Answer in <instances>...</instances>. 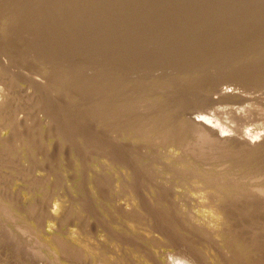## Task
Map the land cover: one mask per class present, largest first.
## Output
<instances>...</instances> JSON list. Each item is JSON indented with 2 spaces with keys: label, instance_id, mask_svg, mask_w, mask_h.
Returning <instances> with one entry per match:
<instances>
[{
  "label": "rangeland",
  "instance_id": "obj_1",
  "mask_svg": "<svg viewBox=\"0 0 264 264\" xmlns=\"http://www.w3.org/2000/svg\"><path fill=\"white\" fill-rule=\"evenodd\" d=\"M20 13L24 23L16 21ZM0 29V92L7 101L12 97L6 103L3 120L10 123L13 117L9 121L7 118L21 104L20 113L28 111L30 118H35V131L43 139L34 154L27 140L18 143V155L10 143L7 157L15 161L17 168L19 164L18 171L24 175L16 176L17 180L8 169H0V190L8 194L33 190L41 197L103 193V170L111 159L113 175L120 171L128 178L158 177L166 183L160 188L155 184L143 186L142 196L131 194L132 209L144 215L141 218L148 226L147 231L142 229L131 240L130 248L126 245L124 254L129 263H138L148 252L159 264H200L195 254L202 255L205 248L191 233L198 231L194 228L203 199L199 183L214 173L224 181L214 200L218 228L227 234L231 230L232 234L217 233L219 243L209 247H214L211 253L218 245L230 252L233 244L245 242L253 255L264 256V205L258 215L239 212L250 198L264 203V178L252 193V185L246 184L247 174L239 168L248 160L241 149L230 148L225 152L229 160L218 163L217 155L223 154L216 143L210 142L205 156L199 157L200 141L194 135L197 133L191 134L182 127L188 120L208 116L225 132H248L252 141L261 142L264 0H0ZM113 34L118 38H111ZM17 35L21 44L14 48ZM31 63L39 68L32 75L27 73ZM31 76L38 78V86ZM26 81L35 88H29ZM224 89L233 94L225 96ZM75 100L79 101L74 108L78 119H70L74 130L58 121L61 116L69 118ZM41 109L49 113L60 111L53 116L57 127L52 129L39 120ZM148 112L156 114L157 123L129 131L130 125ZM79 121H84L85 128L79 126ZM164 125H172L174 132L160 133ZM68 130L74 138L67 145L61 144L67 139ZM9 134L5 131L2 137ZM10 176L14 178L11 191L6 183H1L10 180ZM101 203H87L81 211L69 206L73 207L75 221L78 217L85 221L84 213L95 218L97 210L103 208ZM90 220L88 225L95 219ZM2 226L0 257L10 260L20 254ZM43 233L25 229L23 241L27 240L30 249H39L37 243ZM100 235L101 232H92L91 243L101 249ZM55 262L47 254L43 264Z\"/></svg>",
  "mask_w": 264,
  "mask_h": 264
},
{
  "label": "bare ground",
  "instance_id": "obj_2",
  "mask_svg": "<svg viewBox=\"0 0 264 264\" xmlns=\"http://www.w3.org/2000/svg\"><path fill=\"white\" fill-rule=\"evenodd\" d=\"M23 19H24V15L21 14L20 17H18L16 21L20 22ZM22 23H24V22L22 21ZM96 23H98V21ZM19 32H20V30H19ZM102 34L103 33H101V35ZM17 36L18 37H16L15 41L12 43L14 48L17 47L19 44H21V40L19 39L20 36L19 35H17ZM110 36H112V34ZM115 37H116V35L113 34V37H111V38H115ZM116 38H118V37H116ZM120 39H124V38H120ZM40 40H41V38H40ZM56 57L57 56H55L54 58H56ZM27 68H28L27 73L30 75H32L36 71H39V68L34 63H31V65H28ZM36 76H38V74ZM41 76H42V74H41ZM28 77H29V75H28ZM33 79H36L35 80L37 83L36 85L38 86V84H39L38 78H33ZM25 84L31 85V83H27V81ZM32 87H34V86L33 85L29 86V88H32ZM222 94H224L225 96H228V95H232L233 93L227 89H224ZM134 97H135V95H134ZM8 98H9V101L11 102L12 97H8ZM132 99H134V98H132ZM132 99H131V101H133ZM134 100H136V98ZM9 101H7V99H5V97L3 95H1V92H0V169H4V168L8 169L9 173H11L15 178L16 176L17 177L20 175L23 176L24 174H21L18 171L19 170V164H18V168H17L15 165V161L13 162L12 158H11L12 160H10L7 157V150L12 145V144L10 145V143H13V146H14L13 151L16 155L18 150H19L18 145H21L18 143L22 142L23 140H27L30 142V144H28V146L31 150L30 152L33 153L34 149L37 147V144L38 145L40 144L39 146L41 147V145H42L41 141L43 139L41 140V137L35 131V127H37V126L34 127L35 122H37L34 120L35 118L31 119L33 117L30 118L29 113H27L28 111L27 112L24 111L25 113H23V111H22V114L20 113L19 109L21 107H19V106L21 104L16 107V109L18 108L17 110L14 109L15 112L13 115L11 114L12 116H10V119L7 118V120L9 121V120H11V117H13L10 123L9 122L7 123L3 120V116H5L4 114H6L5 106H6V103L9 104ZM41 102L42 101H40V103ZM78 103H79V101L75 100L74 105L70 108V111L72 113L70 112L71 115H69V118L68 117L65 118L66 116L65 117L61 116V120H59L58 123L60 122V124H61V122H62L63 126H65L66 128L74 129L75 126L73 125V122L70 119H72V120H73V118L78 119V117L75 116V115H77V113L74 110V108L76 107V105ZM16 104H17V101H16ZM57 108H59V107H57ZM38 109H39V107H38ZM82 109H83V107H82ZM85 110H87V109H85ZM58 112L60 113V111L58 109H55L54 111H50V113L41 109V112H39V114H38V118L40 121L46 123L47 127H50L53 129L54 126L57 127L56 126L57 123L54 121L53 116H55V114H57ZM32 114H33V110H32ZM35 117H37V116H35ZM86 118H88V117H86ZM157 118L158 117H156L155 113H149L148 115H146V116L138 119L137 121H135L134 125H132V126L130 125L129 131H131V132L137 131L142 126L145 127L146 125H149V124H156L158 121ZM5 120H6V116H5ZM86 121H87V119H86ZM83 122L84 121H82V123ZM80 123L81 122L79 121V124ZM82 123L79 126L85 128V124H82ZM182 127L185 131L191 132V134H193V132L197 133L194 135L200 141V144H198L199 148H198V154H197L199 157L204 155L206 147H208L207 144H209L210 142H212L214 144L216 143L219 147V149L217 147V149L219 150V153L223 154V155H220L221 157L219 155H217L218 156V163H220V162L225 163L229 160V158H227V155L225 152H227V150H229L230 148L241 149L244 152V154L248 157V160L245 162L244 165L239 164L240 167L239 166H237V167L242 168L241 172H243V173L245 172L247 174V176H248L247 181L248 182L246 184L249 186L252 185L251 186V192L253 193V192H256L258 190L256 188L259 185L258 182L264 178V133L260 135L263 138L259 139V141H261V142L259 144H257L256 143L257 140L252 141L250 139V137H248V135L250 133H248V132L241 133L239 131H232L231 133L225 132L222 129H219L218 126L213 122V120L208 116H198L197 119L193 118L192 120H188L184 125H182ZM58 128H59V125H58ZM172 128H173L172 125H164V126H162V128H161L162 131L160 133L173 130ZM5 131H8L10 133L9 136H6L7 138L2 137V133ZM70 131L71 130H68L69 134L67 132L65 133L67 139L62 140L61 144L69 143L71 141V139L74 138V134H71ZM173 132H174V130H173ZM158 133L159 132H157V134ZM188 134H190V133H188ZM172 135H173V133H172ZM140 137H141V135H140ZM55 140H57V139H55ZM172 142L173 141H171V143ZM150 145H152V144H150ZM39 146H38V148H40ZM44 146H46L45 143L43 144V147ZM108 148H110V147H108ZM89 149H91V148H89ZM169 149H171V147ZM39 151H42V150H39ZM59 153H60V151H59ZM62 153H63V151H62ZM56 154L57 153H55V156H56ZM208 154H210V152ZM211 154H212V152H211ZM58 155H60V154H57V156ZM41 157H42V155H41ZM37 158H38V156H37ZM43 160H45V159L43 158ZM206 160H208V159H206ZM137 161L140 162L139 160H137ZM36 162H38V161H36ZM52 163H54V162H52ZM112 164H113L112 160L111 159L108 160L107 167H105L103 170V172H104L103 193L98 191L92 195L84 193V194H75V195H68V196L56 195V194H49L48 195L47 194V195H42V197H41L38 194H35V191H33V190L31 192H26V194H24V193L18 194V192H17V194H12V193L8 194L9 192L6 193L7 191L4 192L3 190H0V225L3 224L2 227H4L5 232L8 234L9 240L15 245L18 253L20 254V255H18V257L15 255L12 256V258L10 260H8V259L5 260L4 258L0 257V264H43L47 254L51 257V259L54 262L56 261L55 264H131L127 260L128 257L124 254V249L127 247L126 246L127 244L129 245L131 240L134 241V237L136 236V234L139 231L142 232V229H144V228L146 229V227L148 226V223L144 219L141 218L144 215H142L141 212H139L138 210H137L138 211L137 212V211L132 209L131 194H133L134 192L135 193L137 192L140 195V190L142 189V187L146 186L148 184H153V185L155 184L159 187L161 185H165L166 183L163 184V182L165 180H161L158 177L155 179H151V180H149L147 178H143V179H139V180L135 179V178L134 179L128 178V177H126V174L124 175L120 171L116 172V175H113L112 174L113 172H110L111 171L110 167L112 166ZM206 164H207V161H206ZM196 165H200V164H196ZM214 166L215 165H213V167ZM54 168H56V167H54ZM160 168H161V166H160ZM196 168H197V166H196ZM163 169H164V166H163ZM192 170H194V169H192ZM0 172H1V170H0ZM53 173H54V171H53ZM188 173H190V172H188ZM244 174H242V175H244ZM213 175H214V173L211 176L203 177V179H201V181L199 183V189L201 190L203 199H202V204L200 206V209H201L200 216L198 215L199 221H198V224L194 228V230H198V231L197 232L192 231V233H191L193 237L198 238L199 243L202 246H204V248H205L204 251H202V253H203L202 255H201V253H197V252L195 254V255L199 256V261L201 262V263L200 262L199 263L200 264H264V256H262V257L257 256L256 257L255 255H253L251 253V251L249 250V248L247 247L248 246V245H246L247 243H245V242L240 243V242L236 241L238 244L237 243L235 245L233 244L234 247L231 246L232 248L229 250L230 252H228V251L224 252L223 249H225L226 247H222V246L218 245L219 247L217 246L218 249L215 250L216 252L214 251V254L211 253V250H214V247H212L213 249H211V250L209 247L212 244H215L216 242L219 243V241H218L219 238H217V236H216L217 233H219L220 235H229V236H230V234H232L231 230H230V232L228 231L229 233L227 234V233H225V231L220 232L219 231L220 229L218 228L219 222L216 219L217 207H216V203L214 200H216V197H218V191H220V185L222 183H224V181H222L221 177H220V179H221L220 180L218 178V176L216 177ZM11 176L8 177L10 180L4 181L5 180L4 179L3 180L4 182L3 181L1 182L2 184L6 183V186L10 189V191H11V187L14 185V182H13L14 178L12 180ZM4 177H5V175H4ZM17 177H16V179H17ZM225 178H223V180ZM17 180H19V179H17ZM185 180H187V179H185ZM190 180H191V178H190ZM179 182H180V180H179ZM190 182H192V181H190ZM196 183H197V181H196ZM183 186L181 185V187H183ZM1 189H3V187ZM100 189H101V187H100ZM20 192H21V189H20ZM161 192H162V190H161ZM141 193L143 194V192H141ZM144 193H147V192H144ZM142 194L140 196H142ZM240 194H242V193H240ZM250 194L251 193H249V195ZM4 195L7 196L6 198L4 197L5 199L2 198V196H4ZM137 196H138V194H137ZM237 196H239V195H237ZM133 199H134V195H133ZM94 201H95V203H93ZM86 202L92 203V204H98L99 202H103V204L101 203L103 205V208H102L103 210L101 208H99L97 210V213L95 214V218H93V216L91 214L84 213L87 215V217H85V215L83 216L85 218V219L83 218V220H85V221H80L78 219L79 217L77 218L78 221L77 220L75 221L74 220V214H73L74 213L73 207L72 206L70 207L69 205L70 204L74 205L76 208L74 210H77V208H78L81 211V210H84L83 209L84 206L88 205ZM138 202H136L135 205H137ZM262 205H264L263 202L258 203L257 200H252V198H250L249 204L242 205V209L239 212L242 214H245L247 212L248 214L258 215L259 212L257 213V211L261 208ZM133 206H134V204H133ZM138 206H140V205L138 204ZM251 206H253V207H251ZM85 208H87V207H85ZM93 210H95V209H93ZM159 211H160V209H159ZM80 214H82V212ZM159 214H162V213H159ZM76 215H75V219L77 217ZM147 216H149V215H147ZM217 217H219V216L217 215ZM241 217H242V215H241ZM90 218L95 219L92 225L87 224L88 221H92V220H90ZM227 219L229 220L230 217H227ZM226 222H228V221H226ZM162 224H163V222H162ZM239 224H241V223H239ZM161 226H163V225H161ZM25 229H29V230L31 229L32 232H38V231L44 232L43 238L39 239L40 242L37 243L39 249H37V247H35L36 250L30 249L29 246L26 244L27 242H25L26 239H24V241H23V238H25ZM143 231L145 232V230H143ZM146 231H147V229H146ZM92 232H95V235H97V232H101L100 236L103 237V248L100 249V248H97L96 246L92 245L91 239H94V237H92ZM21 237H22V239H21ZM147 240H146V242H147ZM150 240L151 239H149V241ZM97 241H98V239H97ZM97 243H99V242H97ZM26 245H27V247H26ZM129 248H130V245H129ZM142 248H143V246H142ZM240 248L242 249V251ZM136 249H138V248H136ZM191 250L193 251V249H191ZM145 252H147V251H145ZM128 253H130V252H128ZM136 259L138 260V257ZM140 259H142V256ZM135 264H159V263L156 261V259L154 260L152 257L148 256V252H147V254L143 258V260L138 261V263H135Z\"/></svg>",
  "mask_w": 264,
  "mask_h": 264
}]
</instances>
